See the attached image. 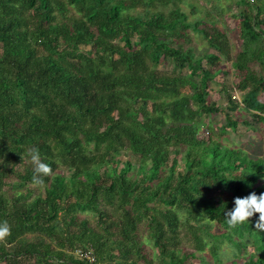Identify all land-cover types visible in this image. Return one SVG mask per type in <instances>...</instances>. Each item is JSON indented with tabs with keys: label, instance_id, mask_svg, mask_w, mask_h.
<instances>
[{
	"label": "trees",
	"instance_id": "obj_1",
	"mask_svg": "<svg viewBox=\"0 0 264 264\" xmlns=\"http://www.w3.org/2000/svg\"><path fill=\"white\" fill-rule=\"evenodd\" d=\"M255 63L264 0H0V264H264L259 214L224 215L264 193ZM239 121L248 149L223 142Z\"/></svg>",
	"mask_w": 264,
	"mask_h": 264
},
{
	"label": "clouds",
	"instance_id": "obj_2",
	"mask_svg": "<svg viewBox=\"0 0 264 264\" xmlns=\"http://www.w3.org/2000/svg\"><path fill=\"white\" fill-rule=\"evenodd\" d=\"M29 156L34 168L33 182L36 185H43L42 177L50 176L53 169L50 165L43 163L40 158L38 149L31 148ZM234 209L224 213L226 223L229 229L235 228L238 225L248 223L249 218L254 214H259V219L255 227L258 230H264V193L257 195L255 192L241 198H234ZM11 235V226L7 221L0 222V242H3Z\"/></svg>",
	"mask_w": 264,
	"mask_h": 264
},
{
	"label": "rangeland",
	"instance_id": "obj_3",
	"mask_svg": "<svg viewBox=\"0 0 264 264\" xmlns=\"http://www.w3.org/2000/svg\"><path fill=\"white\" fill-rule=\"evenodd\" d=\"M234 2V0H222V3L224 5H231L232 3ZM177 2H175L176 4ZM182 9H184L187 13L189 12V7L185 4V3H182V2H178V4ZM168 6H170V4H168ZM193 14H191L190 12L188 13V18L189 19H192L193 18ZM227 21H229V23L231 24V20L230 18H227ZM229 37L231 38V42L233 44L236 43V39H235V33L231 32ZM194 42L197 43V46H198V49H201V47L203 46V41L201 40L200 37H197V38H194ZM84 48H87V46H82ZM159 68H165V69H170L171 68V60L170 59H162L159 66ZM253 67L256 69V68H259L260 71L259 73L263 74L264 75V64H253ZM221 79H222V75H220V73L215 77L214 80H212L211 82V86H212V92H211V97L212 99L216 102V104L219 105V108L220 109H224L225 105H226V97H225V94L222 92L221 90ZM225 80H227L228 82L229 81V76H226L224 78ZM230 84V83H229ZM232 92V95L234 97H236L237 99H240V94L237 90H231ZM260 99H263L264 96L263 94H261L260 96ZM240 113V111H239ZM241 113L242 110H241ZM244 116H246V118L248 119V121L250 123H254V119L252 118V115L249 114V113H244L243 114ZM207 120V119H205ZM205 134V130L203 128H199L198 130V136H202ZM253 130L252 128H248L242 121H239L237 127H236V130L234 131H229L228 132V135H227V138L226 139H223V142L227 145H230V146H240L242 147L243 149H248L250 148V144L248 142V138L253 135ZM205 136V135H204ZM206 258L205 257H202V256H199L197 255L195 259H192V262L194 264H210V262H206Z\"/></svg>",
	"mask_w": 264,
	"mask_h": 264
},
{
	"label": "built area",
	"instance_id": "obj_4",
	"mask_svg": "<svg viewBox=\"0 0 264 264\" xmlns=\"http://www.w3.org/2000/svg\"><path fill=\"white\" fill-rule=\"evenodd\" d=\"M75 252H76L78 255H83V256H86L88 259L93 260V255H92V253L90 252V250L76 249Z\"/></svg>",
	"mask_w": 264,
	"mask_h": 264
}]
</instances>
